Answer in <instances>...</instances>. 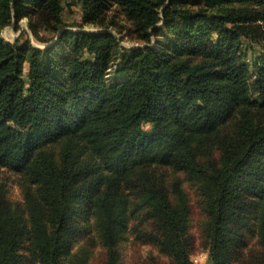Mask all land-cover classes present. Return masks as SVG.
<instances>
[{
	"label": "trees",
	"instance_id": "1",
	"mask_svg": "<svg viewBox=\"0 0 264 264\" xmlns=\"http://www.w3.org/2000/svg\"><path fill=\"white\" fill-rule=\"evenodd\" d=\"M78 1L85 22L115 6L144 42L160 20L157 9L166 4L168 35L156 47L131 49L119 48L108 31L62 30L44 50L27 40L0 39V165L27 169L38 184L22 213L0 190V264H86L85 256L67 257L73 204L84 193L78 182L99 165L76 166L72 150L79 142L104 171V187L91 206L107 264L117 260L115 245L125 226L126 200L114 192L124 179L137 183L139 201L153 216L149 239L167 258L153 264H193L189 198L178 186L170 196L151 175L152 167L170 164L201 181L211 264H264V251L242 259V241L234 243L249 229L247 220L264 243V121L242 119L210 169L194 152L251 91L264 105V54L253 70L246 62L253 44L264 49V0ZM61 10L62 0H0V22L11 12L16 20L27 16L37 37L42 24L53 32L61 28ZM113 55L119 58L112 70L116 80L108 82ZM65 135L60 160L36 150Z\"/></svg>",
	"mask_w": 264,
	"mask_h": 264
},
{
	"label": "rangeland",
	"instance_id": "2",
	"mask_svg": "<svg viewBox=\"0 0 264 264\" xmlns=\"http://www.w3.org/2000/svg\"><path fill=\"white\" fill-rule=\"evenodd\" d=\"M164 6L157 9L160 20L148 30L151 34L149 42H144L138 38L139 33L133 23L119 13L115 6H112L109 11L103 12L94 22L83 21V7L78 0H62V26L57 32L47 29L42 24L38 28L36 37L29 26V17L23 16L16 20L14 12H11L10 18L0 22V39L6 43H23L27 40L31 47L44 50L57 41L62 30L108 31L115 36L119 48L156 47L159 45L157 43L158 40L162 42L164 36L168 35L163 26L162 11ZM154 27L159 28V33L153 34L152 30ZM254 45L246 57V62L251 66V70H253L252 66L256 62L258 63L260 57L264 54L262 47ZM187 57L184 56V59ZM193 58L195 57H191V60H194ZM112 59L107 68L106 77L108 82L116 80L112 70L115 68V63L119 61V58H115V55H113ZM27 72L28 63L25 62L24 74ZM256 100L261 102V99L257 97V93L251 91L248 101L235 106L231 110L229 116L219 126L217 133L210 142L194 146L197 159L208 166V169L219 161L222 142L235 135L237 126L242 119L249 118L255 122L264 121V105H258ZM144 128L148 130L150 124H144ZM68 139L69 136L65 135L51 142H44L38 145L36 150L49 152L60 160ZM72 153L76 166L88 165L92 167L93 165H99V171H88L78 182V184L83 186L84 193L73 204L75 214L72 220V234L69 240L67 257L75 255L85 256L86 264H107L108 250L97 237L95 214L91 206L92 200L104 187L102 182L104 171L100 168L101 165L98 159L94 158L90 153L87 144L83 142L77 143ZM151 170L152 178H158L170 196L172 194L171 190L175 186L186 192L190 204L188 227L190 260L193 264H211L209 247L205 236L207 216L202 207L199 190L201 181L177 164L155 166ZM147 176H150V174ZM134 182L131 179H124L118 184L117 188H114L116 197L126 200L127 207L124 215L125 226L120 233V239L115 245V249L118 252L115 264H153L154 261L166 263L167 258L161 255L156 246L150 242V232L151 234L155 232L153 216L140 203L136 189L137 183L135 182V185ZM37 186L38 184L34 182L27 169H12L6 165H0V190L4 191L8 205L13 211L22 213L21 211L25 208V197L29 194H37ZM246 223L249 229L244 230L242 232L243 235L236 236L234 243L237 245V243L242 241L239 249L242 259L252 260L260 252L264 251V243L258 240L256 235L250 231L252 230V224L248 220ZM238 262L236 260L234 264H239Z\"/></svg>",
	"mask_w": 264,
	"mask_h": 264
},
{
	"label": "bare ground",
	"instance_id": "3",
	"mask_svg": "<svg viewBox=\"0 0 264 264\" xmlns=\"http://www.w3.org/2000/svg\"><path fill=\"white\" fill-rule=\"evenodd\" d=\"M10 32V31H9Z\"/></svg>",
	"mask_w": 264,
	"mask_h": 264
}]
</instances>
